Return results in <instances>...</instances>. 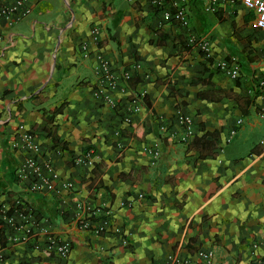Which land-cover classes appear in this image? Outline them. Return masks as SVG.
<instances>
[{
  "label": "crops",
  "instance_id": "crops-1",
  "mask_svg": "<svg viewBox=\"0 0 264 264\" xmlns=\"http://www.w3.org/2000/svg\"><path fill=\"white\" fill-rule=\"evenodd\" d=\"M26 6L0 20V209L21 204L26 215L7 218L32 234L0 221V264H206L198 252L210 253L208 264H264V33L252 11L186 0L182 27L161 23L150 0ZM217 61L235 64L237 76ZM179 115L216 146H188ZM20 124L70 192L31 193L16 179ZM84 220L105 228L81 230ZM51 238L69 244L65 258L48 249Z\"/></svg>",
  "mask_w": 264,
  "mask_h": 264
},
{
  "label": "built area",
  "instance_id": "built-area-1",
  "mask_svg": "<svg viewBox=\"0 0 264 264\" xmlns=\"http://www.w3.org/2000/svg\"><path fill=\"white\" fill-rule=\"evenodd\" d=\"M42 0H35V2H39ZM240 4H242L246 9L252 11L253 13V27L262 33H264V0H236ZM214 4L215 0H211ZM185 3L186 0H150V5L155 8L160 15L161 23H170L176 22L182 27L187 25V19L185 16ZM28 13V7L26 6V0H13L12 8H4L0 7V20L1 18L7 17L8 15L14 17V19L21 18ZM91 35L93 40H95V36L97 35V29H92ZM199 42V41H198ZM189 44L194 43L192 38H189ZM199 47L201 51L204 52V57H208V53L206 50V43L200 41ZM85 51L86 47L83 45L81 48ZM99 68L98 72L100 78L105 88L107 90H113L115 88V80L109 72L108 64L103 59L99 60ZM219 72L225 74L229 78L234 79L237 76V66L232 62L227 61H217L216 67ZM262 85V82L259 83ZM102 90L99 92L100 97L104 99V101L110 104L108 97L103 94ZM133 112L137 111V107L132 109ZM259 117L264 122V110H260ZM178 123L183 127L184 132L186 134V138L190 133V120L186 116L179 115L177 117ZM128 122V119L124 120ZM236 125L241 124L240 120H237ZM234 134V131L231 130L229 132V137L226 139V142L229 141L230 137ZM186 138H182L184 141ZM11 147L15 150L22 151L25 155L22 161L18 164L15 170L16 179L24 183L26 188L31 193L36 194H44V193H60V191L70 192L72 188V184L70 182L61 181L52 166L48 161H41L40 158V148L38 144L34 141L32 134L25 129L23 124L17 126V140L11 143ZM91 153L87 151L83 160L89 164ZM156 156V153H154ZM80 160H75L78 163ZM139 197V196H138ZM80 208V206H78ZM0 221L8 226L13 228V230H22L23 235L27 238L32 234V229L30 226L26 227L24 225H16L12 221L11 218H6L0 213ZM94 223L90 220H84L81 222L78 227L81 230H90L92 229L95 234L102 232L105 228V224H99L97 226H91ZM111 230L115 234H120L121 230L115 226H112ZM124 243V242H122ZM48 249L54 251L58 257L65 258L70 251L69 244L67 242L59 241L55 238H51L49 241ZM210 253L198 252L197 258L204 263L208 264L210 260Z\"/></svg>",
  "mask_w": 264,
  "mask_h": 264
},
{
  "label": "trees",
  "instance_id": "trees-1",
  "mask_svg": "<svg viewBox=\"0 0 264 264\" xmlns=\"http://www.w3.org/2000/svg\"><path fill=\"white\" fill-rule=\"evenodd\" d=\"M185 48H188L189 46H184ZM207 135H202L201 137L197 138L194 135L189 134L187 136V145L188 146H192L194 143H200L201 146L206 147V148H214L216 145V142L214 140H207L206 139ZM14 204V202L12 201L11 203L8 204V209L5 211L4 213V217H9L11 214H13L14 212H20L24 215H26V211L25 209L21 212L20 210L23 208V206L21 204H17L16 206H12ZM0 213H2L1 209H0ZM4 230L5 228L2 227L1 223H0V246L2 247L5 244V236H4Z\"/></svg>",
  "mask_w": 264,
  "mask_h": 264
},
{
  "label": "rangeland",
  "instance_id": "rangeland-1",
  "mask_svg": "<svg viewBox=\"0 0 264 264\" xmlns=\"http://www.w3.org/2000/svg\"><path fill=\"white\" fill-rule=\"evenodd\" d=\"M7 178V173H5V175H4V179H6Z\"/></svg>",
  "mask_w": 264,
  "mask_h": 264
}]
</instances>
